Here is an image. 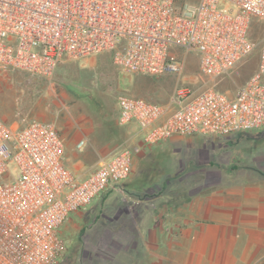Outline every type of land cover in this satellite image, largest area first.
Returning <instances> with one entry per match:
<instances>
[{
	"label": "built area",
	"instance_id": "built-area-1",
	"mask_svg": "<svg viewBox=\"0 0 264 264\" xmlns=\"http://www.w3.org/2000/svg\"><path fill=\"white\" fill-rule=\"evenodd\" d=\"M253 21L264 27V0H0V74L47 77L63 61L110 53L126 73L180 76L186 62L169 57L175 47L197 54L206 81L176 86L166 104L118 95L119 126L135 125L145 146L250 132L264 125V29L247 82L233 93L218 86L255 51ZM84 145L80 140L75 148ZM138 151L121 146L78 177L53 125L0 119V264H59L61 225L126 180Z\"/></svg>",
	"mask_w": 264,
	"mask_h": 264
},
{
	"label": "rangeland",
	"instance_id": "rangeland-1",
	"mask_svg": "<svg viewBox=\"0 0 264 264\" xmlns=\"http://www.w3.org/2000/svg\"><path fill=\"white\" fill-rule=\"evenodd\" d=\"M220 7L230 9L231 5L224 3ZM263 29V25L251 23L249 34L257 47L236 66L231 78L218 86L219 90L233 93L253 74ZM168 55L185 60L180 76L126 73L115 68L110 53L63 61L47 77L5 71L0 74V119L19 126L31 121L53 125L63 139L66 165L78 169L74 173L83 177L98 161L107 160L103 154H95L94 149L106 150L109 145L85 142L82 151H77L75 146L83 139L80 133L85 127L96 128V140L107 142L118 95L166 104L176 86L206 81L200 74L197 54L171 47ZM119 131L122 139L123 130ZM127 133V146L142 150L133 156L130 176L119 183L118 190L100 194L61 225L65 248L59 264L171 263L169 249L175 247L177 239L182 240L184 229H190V240L197 243L200 235L212 232L208 231L211 225L174 223L177 211L181 214L184 207L194 206L197 212L203 207L211 217L215 208L225 212L237 203L243 204L247 196L261 200L264 196V125L226 136H178L155 146L143 145L135 128L127 129ZM98 154L105 158L98 160ZM79 160L87 164H78ZM232 229L240 234L233 241L229 237ZM243 232L247 230L220 225L217 241H211L212 237L201 239L213 250V243L217 244L215 252L221 248L237 253L248 244H243ZM253 243L251 240L249 245Z\"/></svg>",
	"mask_w": 264,
	"mask_h": 264
},
{
	"label": "crops",
	"instance_id": "crops-1",
	"mask_svg": "<svg viewBox=\"0 0 264 264\" xmlns=\"http://www.w3.org/2000/svg\"><path fill=\"white\" fill-rule=\"evenodd\" d=\"M131 127L136 129V133L138 134L139 141H141V135L138 132L137 127L135 125L131 124L129 126H119L118 110L116 106V117L113 119L112 126L110 127L111 130L109 135L107 136L109 139L107 142L96 140L98 139V136L95 134L96 128H92V127H85L84 129L85 131L82 130L80 134L83 136V139L81 140H83L87 144H97V143L100 144L101 142H103L109 145V147L106 150L94 149L95 154L100 153L106 157V158L100 157L98 154V156L100 157L98 160H102V158L108 160L117 148L121 146L127 147L128 138L126 134L128 135L127 129ZM120 129L123 130L122 139L120 136V131H119ZM198 136H202V135H198ZM132 147L138 148L137 146H132ZM139 151L142 150L139 149ZM98 162L94 164L95 168L99 164ZM77 163L82 165L87 164L83 160H79ZM133 166H134V157H133ZM80 169L81 168H79V170ZM71 170L73 172L78 171V169L76 168ZM88 173L90 172L88 171ZM120 185L121 184L111 185L102 193V196L110 192H115L116 190H118ZM247 197L248 198L245 199L244 202H242L243 204L245 203L244 207L241 208L243 204L239 205V203H237L236 206L232 207L230 210H225V212L223 211L224 213L222 212L221 209L215 208L213 210V216L211 217L208 215L207 208L203 209V207H199V210L196 212L194 211V206L192 208L184 207L181 214H179V211H177L178 216H176V218H172V221L174 223H179L188 226H190L191 224L200 225V226L211 225L212 227L210 226L208 229V231H212L211 233H207L206 228H204V231L206 232L204 237L201 236L200 234L199 235L202 239H206V240H209V237H212L211 241L213 242L217 241L220 225L221 226L231 225L232 227L234 226L240 227L243 230H247V232L245 233L243 232L241 236H242L243 244L244 242H247L248 244H244L241 248H239L237 253L232 249L231 251H224L221 248L220 251L217 250L215 252V250L218 249L217 244L213 243L212 248L215 249L213 250L207 248L206 242L204 244L201 238H199L198 243L192 242L189 236L190 229L188 230L184 229V232L181 235L182 240L177 239L175 243V247H171L169 249L168 256L172 257L171 259L172 261L171 263L168 262L167 264H174V263L176 264H264V196L262 200L256 196L252 198H250L249 196ZM96 199L97 197L91 202V204ZM76 213L69 215V217L66 220L71 218ZM239 236L240 234L236 233L235 229H232L229 235V237L232 238V241L233 239H238ZM252 236H254V239L251 238ZM222 239L224 240V237ZM251 240L254 243L249 245ZM229 252L230 255L227 254ZM227 257L231 259L228 261Z\"/></svg>",
	"mask_w": 264,
	"mask_h": 264
}]
</instances>
